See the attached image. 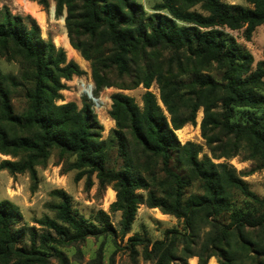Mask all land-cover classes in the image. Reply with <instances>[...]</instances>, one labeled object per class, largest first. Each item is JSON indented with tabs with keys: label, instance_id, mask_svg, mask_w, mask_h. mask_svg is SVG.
<instances>
[{
	"label": "trees",
	"instance_id": "obj_1",
	"mask_svg": "<svg viewBox=\"0 0 264 264\" xmlns=\"http://www.w3.org/2000/svg\"><path fill=\"white\" fill-rule=\"evenodd\" d=\"M245 1L252 6L222 0H162L154 9L168 14L147 15L135 0H56L57 13L67 11L69 34L75 26L78 31L107 39L115 48L114 62L122 72L129 70V62L136 61L140 52L147 55L148 48L157 46L175 54L189 53L204 70L213 64L223 70L222 81L198 72L190 93H185L182 81L143 72L141 82L146 91L142 106L128 94H112L109 113L116 121L112 132L123 157L118 166L109 164L108 142L101 138L102 126L91 106L79 107L75 101L57 103L65 88L62 79L82 75L80 65L67 60L64 49L57 48L52 39L41 36L32 16L28 15L25 22L21 15L0 11V46L15 47L34 67L32 84L26 90L28 106L21 114L14 113L11 103V94L21 82L0 68V152L13 158L3 159L0 169L13 176L29 173L35 190L39 183L37 167L57 147L62 153L75 155L71 165L77 170L76 179L87 175L90 181L96 174L101 183L113 185L116 200L111 210L121 212L124 235L131 230L143 202L183 220V229L170 228L164 238L152 244L137 234L129 237L132 245L151 244L146 255L153 264H189L193 256L198 257V264H208L213 256H217L218 264H245L256 254L264 255V248L245 233L244 221L225 223L219 219L230 204L226 187L238 189L260 203L264 198L231 169L221 172L207 154L201 156L200 144L188 142L180 159L182 145L176 135V130L196 121L197 111L203 107L201 133L212 154L231 158L244 152L258 169L264 168V96L257 89L263 83L264 61L249 73L252 55L222 30L225 26L235 30L246 25L249 38L256 26L264 24V0ZM38 2L48 5V0ZM198 4L206 13L192 10ZM74 46L90 58L79 45ZM93 79L97 87L106 83L95 65ZM154 79L165 109L149 90ZM239 108H247V114L238 116ZM129 137L142 153L160 160L162 179L153 176L150 181L144 175L137 163L140 156L136 148L129 156ZM173 158L183 170L172 165ZM192 186L196 191L188 193ZM139 189L149 190L146 198L138 194ZM53 194L61 198L55 205L56 216L36 220L45 230L39 234L32 230L30 247L21 244L25 232L15 225L21 221L20 211L9 200L0 201V264H48L51 254L46 249H53L63 264H69L64 253L49 247L48 242L61 245L114 232L107 212H98L96 224L73 211L67 192L55 189ZM250 225L264 230V214ZM38 240L42 248L36 246Z\"/></svg>",
	"mask_w": 264,
	"mask_h": 264
},
{
	"label": "rangeland",
	"instance_id": "obj_2",
	"mask_svg": "<svg viewBox=\"0 0 264 264\" xmlns=\"http://www.w3.org/2000/svg\"><path fill=\"white\" fill-rule=\"evenodd\" d=\"M143 5L147 15L153 13L168 14L166 10L157 11L154 9L156 3L162 0H135ZM227 3H238L251 7L252 5L245 0H222ZM8 10L12 14L21 15L25 22H28L27 16H32L40 26L41 36L46 39H52L57 48H63L67 60L76 61L84 71L82 75H74L71 79H62L65 88L61 90L63 97L57 100L58 104L68 101H75L79 107L83 104H89L96 116V120L101 129H99L101 138L108 142L109 164L117 166L122 162L123 157L119 151V143L114 138L112 130L116 128V121L110 116L112 108V94L122 92L133 96L136 102L142 106V96L146 91L141 82L143 72L150 71L154 77L163 74L166 77H172L175 80L182 81L185 93H190L192 85L198 72L210 74L217 81H222L223 70L217 68L216 64L211 65L204 70L202 65L193 61L189 53L185 51L175 54L172 50L157 46L148 48L147 55L140 52L136 61L129 62L127 72L120 71L118 64L114 62L115 48L100 34L91 36L89 33L78 31L75 26L71 35L66 26V9L59 15L56 10V0H48V5H43L38 0H0V11ZM192 10L206 13L200 4L194 6ZM182 22H180L181 24ZM246 25L239 29H230L225 26L222 30L233 37L235 41L247 52L252 55V61L248 65L249 73L257 68V63L264 61V24L256 26L255 30L248 38L245 34ZM64 33L67 34L71 45L77 51L71 54L70 51L57 42ZM79 45L90 56L84 57L81 51L72 44ZM82 55V56H81ZM96 66L98 72L105 79L106 83L102 87H97L93 79V66ZM0 68L5 73H10L18 78L21 85H18L11 94V103L15 114H21L27 109L28 99L26 90L32 84L34 67L30 61L18 53L17 49L10 46L5 49L0 46ZM145 70V71H144ZM79 78L84 81L92 80L94 82V95L102 96L105 105L100 111L94 110V103L91 99L81 95L82 84ZM139 82V84L134 85ZM108 83V84H107ZM258 92L264 96V77L263 83L257 88ZM157 95L160 105L165 106L160 100L159 85L154 79L149 88ZM248 112L247 108H239L238 116H244ZM204 116L203 107H200L196 114L194 123H187L181 129H185L182 137L176 130V135L182 145L180 159L183 157L184 150L188 142H195L203 147L201 156L207 154L209 161L222 172L224 168L231 169L237 176L242 177L249 188L254 191L261 199L264 198V168L258 169L256 162L247 159L244 152L227 158H216L210 151L205 139L201 133V121ZM114 139L115 141H111ZM128 139V138H127ZM128 154L132 155L131 149L138 150L140 160L138 165L144 175L151 181V177L156 176L159 179L164 177L160 160L157 161L147 153H142L140 147L129 137ZM3 159H13L10 155L0 152V162ZM75 155L62 153L59 148L51 150L48 160L37 167L39 183L35 190L32 189V181L29 173H18L11 175L8 170L0 169V201L9 200L18 208L21 213V221L15 224L23 228L25 234L21 244L30 247V235L32 230L39 233L43 229L36 220L48 215L56 216L55 205L60 203L61 198L53 194V190L61 189L67 192L71 198V205L74 212L84 216L89 221L99 224L97 214L100 210L107 212L110 216L114 232H108L102 235L88 236L82 240L56 244L48 242L49 247H56L64 253L69 264H153L152 259L146 255V248H151L152 242L162 239L165 232L170 228L183 229V220L172 214L163 212L158 207H149L144 202L139 205L137 215L131 230L127 234L122 233L121 212L112 211L111 204L116 200V190L112 184H103L93 174L90 178L84 175L76 179L77 170L72 167ZM172 165L183 170V166L173 158ZM148 189H139L137 192L143 198H146ZM188 193L196 191L192 186L187 189ZM226 195L230 204L221 214L219 219L225 223L236 220L245 222V233L256 242L258 247L264 248V230L259 226H251V221H257L264 214V203L255 201L247 197L240 190L226 187ZM137 234L143 239L150 240L149 246L146 244H135L129 241V237ZM38 248H42L40 241H37ZM148 246V247H147ZM49 256L48 264H63L53 249H46ZM264 262V255H255L253 258L246 259L245 264H260ZM191 264H196L191 261ZM208 264H218L217 256H213Z\"/></svg>",
	"mask_w": 264,
	"mask_h": 264
},
{
	"label": "built area",
	"instance_id": "obj_3",
	"mask_svg": "<svg viewBox=\"0 0 264 264\" xmlns=\"http://www.w3.org/2000/svg\"><path fill=\"white\" fill-rule=\"evenodd\" d=\"M82 84L81 95L91 99L94 103V110L100 111V109H104L105 101L102 96L94 95V82L92 80L84 81L82 78H79Z\"/></svg>",
	"mask_w": 264,
	"mask_h": 264
},
{
	"label": "bare ground",
	"instance_id": "obj_4",
	"mask_svg": "<svg viewBox=\"0 0 264 264\" xmlns=\"http://www.w3.org/2000/svg\"><path fill=\"white\" fill-rule=\"evenodd\" d=\"M62 46H64L65 48H67L71 54H76L77 55V51L75 50V48L71 45L70 41H69V38L67 36L66 33H64L59 39H57ZM82 56V55H81ZM181 134V136L183 137L184 134H185V129H179L178 130Z\"/></svg>",
	"mask_w": 264,
	"mask_h": 264
},
{
	"label": "crops",
	"instance_id": "obj_5",
	"mask_svg": "<svg viewBox=\"0 0 264 264\" xmlns=\"http://www.w3.org/2000/svg\"><path fill=\"white\" fill-rule=\"evenodd\" d=\"M213 257L210 258L209 262L212 261ZM191 261H195L196 264H198V257L197 256H193L191 258H189L188 263L191 264Z\"/></svg>",
	"mask_w": 264,
	"mask_h": 264
}]
</instances>
